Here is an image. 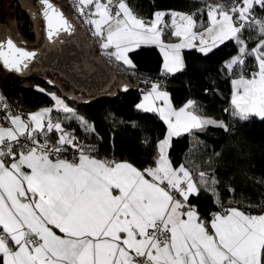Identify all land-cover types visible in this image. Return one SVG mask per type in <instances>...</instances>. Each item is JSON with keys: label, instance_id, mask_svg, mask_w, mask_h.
<instances>
[{"label": "snow or ice", "instance_id": "1", "mask_svg": "<svg viewBox=\"0 0 264 264\" xmlns=\"http://www.w3.org/2000/svg\"><path fill=\"white\" fill-rule=\"evenodd\" d=\"M37 3L48 39L74 31L52 0ZM74 6L101 48L112 49L107 55L129 67L135 65L128 53L141 45L159 46L164 69L174 73L185 67L183 49L207 55L234 42L237 54L224 62L235 73L230 114L242 121L264 119V16L256 13L264 11V0H232L231 5L215 0L205 5L206 21L196 18L205 9L156 11L146 19L127 0H77ZM169 27L178 43L164 42ZM246 31L256 34L251 48ZM35 55L10 37L0 40V62L9 70L22 72ZM248 58L254 59L253 71L247 70ZM46 94L53 106L27 119L13 114L0 96L11 125L0 124V264H264V212L224 208L214 170L174 166L168 155L172 137L208 127L230 132L228 123L202 115L192 99L174 108L169 93L153 83L136 108L157 113L167 134L157 142L154 166L141 169L129 161L98 159L94 146L81 144L52 113H64L88 133H95L94 124L60 96ZM53 132L59 133L55 140L49 136ZM202 191L222 209L208 219L190 202Z\"/></svg>", "mask_w": 264, "mask_h": 264}, {"label": "trees", "instance_id": "2", "mask_svg": "<svg viewBox=\"0 0 264 264\" xmlns=\"http://www.w3.org/2000/svg\"><path fill=\"white\" fill-rule=\"evenodd\" d=\"M127 2L138 15L150 19L157 10L192 13L205 9L206 4L215 0ZM223 3L231 5L232 0H223ZM14 11L17 29L27 39L33 40L35 31L29 13L20 4L14 5ZM256 13L264 16V11L259 8ZM196 18L206 21V9ZM164 19L168 23V16ZM175 38L170 27L165 30L163 40ZM255 39L249 41L248 47L254 44ZM96 43H99L98 38L95 40L98 51ZM236 54L237 46L234 42H225L207 55L197 49H183L185 67L170 73L163 71L162 54L156 45H141L128 53L135 65L128 66L129 77H137V84L113 93H99L82 101L60 94L76 112L94 124V134L85 132L78 121L65 120L62 112L54 111L52 116L61 119L63 127L73 130L79 140L95 143L93 154L101 159L128 160L143 168L153 163L157 155V142L166 133V124L157 113L136 108L141 94L148 89L152 80H156L169 93L174 106H180L189 99L195 100L201 112L222 118L231 128L230 132H225L216 127H208L203 132L182 133L172 137L167 151L173 165H179L187 157L191 163L199 165V169L194 166V171L214 170L220 181L218 190L224 208L239 206L250 213L262 212L264 183L258 181L264 180V119L252 117L242 121L230 114L231 79L235 73H229L224 62ZM253 64L254 59L248 58V71L255 70ZM36 86L46 91L41 92ZM53 91L60 92L56 86L34 73L27 76L26 83L10 82L3 88L0 86V94L4 96L10 111L22 113L51 105L53 100L46 93ZM49 135L56 139L58 133ZM194 136L197 138L196 143L193 141ZM214 153L220 155L215 156ZM209 157L212 158L210 165L205 163ZM228 188L234 191L230 192ZM190 202L198 207L204 218H210V214L222 210L215 203L214 197L204 191L198 197H190Z\"/></svg>", "mask_w": 264, "mask_h": 264}, {"label": "rangeland", "instance_id": "3", "mask_svg": "<svg viewBox=\"0 0 264 264\" xmlns=\"http://www.w3.org/2000/svg\"><path fill=\"white\" fill-rule=\"evenodd\" d=\"M53 2L55 1L58 3V5L64 10L68 11L69 14L78 17L76 12H74L72 9V4L76 3L77 0H74L71 2V0H52ZM15 4H20L30 15L32 22H33V28L35 31V38L33 40L27 39L25 36H23L19 30L17 29L16 26V20H15V11H14V5ZM71 4V6H70ZM37 4L35 3V0H0V20L3 22V24L9 29V31H12L17 29L18 32L20 33L21 38H24L26 42L32 44L40 42L42 39V21L40 17V11ZM75 11H77L75 9ZM157 11H165V10H157ZM170 11H177V12H183V11H178V10H170ZM156 12V11H155ZM78 13V12H77ZM184 13H190V12H184ZM77 16H76V15ZM79 16L83 20L85 26H87L90 31L92 32V37L94 38L95 36L93 35V28L91 25L85 23L84 17H82L80 14ZM152 18V17H151ZM150 18V19H151ZM77 19L78 23L80 21ZM168 24H171V17L168 16ZM81 25V24H80ZM82 26V25H81ZM83 27V26H82ZM247 35L249 37L256 38V34L252 31L248 32ZM97 39V38H95ZM174 43H178L179 40L177 38L174 39ZM112 49L109 50H103V53L100 54V57L107 62V65L109 68H111L112 73L115 77L113 81H107L105 75H90V76H73L70 82H67V80L62 79L63 77L59 75L57 72L52 71V70H43L38 75L42 76L48 83L49 81H52V83H49L53 86H56L59 89V94L64 95L70 99L73 100H87L99 93H113L118 89H124L126 87V84H123L121 82H127L129 79H127L130 75V72L128 71V66L125 65L123 62L119 61L121 67H117L113 63V58L109 57L107 55V51H111ZM112 59V60H111ZM115 60V59H114ZM1 73V72H0ZM0 77H4L1 75ZM62 77V78H61ZM125 77V78H124ZM127 77V78H126ZM124 78V79H122ZM235 78V76L232 77V79ZM5 79V78H2ZM66 82H65V81ZM1 81V80H0ZM3 83V82H2ZM232 85V83H231ZM0 86L3 88L5 87L4 83L0 84ZM127 88V87H126ZM95 90V91H94ZM232 92H233V86H232ZM231 92V96H232ZM69 103V102H68ZM66 103L69 107L73 108L72 105L69 103ZM46 107H51V105H45ZM64 114V113H63ZM77 114L81 115L80 113L77 112ZM65 116V114L63 115ZM222 119V118H221Z\"/></svg>", "mask_w": 264, "mask_h": 264}, {"label": "water", "instance_id": "4", "mask_svg": "<svg viewBox=\"0 0 264 264\" xmlns=\"http://www.w3.org/2000/svg\"><path fill=\"white\" fill-rule=\"evenodd\" d=\"M54 4L62 9L58 4ZM38 8L40 11L39 4ZM40 16L43 21L44 39L40 45L32 48L18 45L28 51L35 52L36 55L29 62L27 69L22 72L12 70L14 73L28 74L49 69L57 72L63 79L67 80V82H70L73 76H99L100 74L102 76L105 75L107 81H113V73L109 70L104 61L94 53V49L83 30L78 27L67 14L66 16L71 21L74 31H62L59 35L54 36L53 39H48L47 37L45 21L41 15V11ZM7 37L9 36L0 26V40Z\"/></svg>", "mask_w": 264, "mask_h": 264}, {"label": "crops", "instance_id": "5", "mask_svg": "<svg viewBox=\"0 0 264 264\" xmlns=\"http://www.w3.org/2000/svg\"><path fill=\"white\" fill-rule=\"evenodd\" d=\"M75 2V1H74ZM35 3L37 4V0H35ZM54 3H56L55 1H54ZM56 4H58V3H56ZM75 3L74 4H72V9H74L73 11L74 12H76V14L78 15V17H79V21H80V23H78V21H77V19H76V17L75 16H73V15H71V14H69L68 13V11L66 12V11H64L71 19H72V21H74L75 22V24L78 26V27H80L82 30H83V32H84V34L86 35V37H87V39L89 40V42L91 43V45H92V47H93V49H94V53L97 55V56H99L100 57V55H99V52L96 50V48H95V37L93 38L92 37V32L90 31V29L87 27V26H85V24H84V22H83V20L81 19V17L79 16V13H77V11H75ZM36 6H38V4L36 5ZM75 14V15H76ZM76 15V16H77ZM258 16H260V15H258ZM41 17V16H40ZM41 21H42V18H41ZM83 26H81V25ZM0 26L5 30V33L10 37V38H12L13 40H14V42L17 44V45H19V46H23V47H27V48H32V47H35V46H38V45H40V43L43 41V39H44V32H43V21H42V39L40 40V42H38V43H35V44H30V43H28V42H26V40L24 39V38H21V37H23V36H21L20 35V33L18 32V30L17 29H15V30H13V32L12 31H9V29L3 24V22L0 20ZM171 32H172V29H171ZM244 36H245V38H248L249 36L248 35H245V33H244ZM96 38H98V37H96ZM252 39H250V40H254L255 38H253V37H251ZM99 39V38H98ZM249 40V41H250ZM174 41V39L173 40H170V41H166V40H164V42L165 43H174L173 42ZM157 46V45H156ZM254 46V44H252V46L251 47H253ZM158 48H159V46H157ZM251 47H249V48H251ZM159 50H160V48H159ZM160 52H161V50H160ZM161 54H162V58H163V61H162V68H163V71H166L165 69H164V57H163V53L161 52ZM101 58V57H100ZM111 58H113V63H111V64H116L117 65V67H121V65L119 64L120 62L119 61H117L114 57H111ZM103 61H104V63L107 65V62L103 59V57L101 58ZM115 59V60H114ZM227 61V60H226ZM114 64V65H115ZM107 67L109 68V66L107 65ZM109 70L112 72V70H111V68H109ZM0 76L1 75H3L4 77H0V84H3L4 83V85L6 86V84H8V83H10V82H21V83H26L27 82V76L29 75V74H38V73H40L41 71H38V72H32V73H25V74H17V73H14L12 70H9V69H7V68H5L4 66H3V64L0 62ZM247 75V74H246ZM2 78H5V79H2ZM62 78V77H61ZM125 78V77H124ZM124 78H122V79H124ZM127 78V77H126ZM63 79V78H62ZM113 79H115V77H114V75H113ZM127 79H129L127 82H121V83H123V84H126V87H130V86H132V85H135V84H137V77H135V78H130V77H128ZM232 80V79H231ZM65 81V80H64ZM3 82V83H2ZM66 82V81H65ZM153 83H157V81L156 80H152L151 81V83H150V86L148 87V89L147 90H145L142 94H141V96H140V99H139V101H138V103H140L141 101H142V99H143V95L146 93V92H148L150 89H151V85L153 84ZM125 87V88H126ZM161 90H163V91H166L164 88H162L161 87ZM231 92H232V85H231ZM51 93H55L57 96H60L62 99H64V101H65V103H68L66 100H65V98H63L59 93H57V92H55V91H53V92H51ZM171 100V99H170ZM188 101V100H187ZM187 101H185L182 105H180V106H174L173 104H172V106L174 107V108H176V109H179L180 107H182ZM137 103V104H138ZM172 103V102H171ZM53 104H54V101L52 102V104H51V107L53 106ZM69 104V103H68ZM157 104L159 105V104H162V101H157ZM46 106H41V107H39V108H37V109H35V110H31V111H29V112H26V113H22V112H13V111H11L13 114H20L24 119H27V117H28V114L29 113H31V112H35V111H39L40 109H42V108H45ZM230 109H231V97H230ZM201 114L202 115H207V116H211V117H215L214 115H211V114H207V113H203V112H201ZM216 119H218V120H223V119H221V118H219V117H215ZM4 127H9V126H11L10 125V122H9V125H3ZM166 134H167V125H166V133H165V135L161 138V139H164L165 138V136H166ZM160 139V140H161ZM193 141H194V143H196V141H197V138L194 136L193 137ZM95 155V154H94ZM157 156V155H156ZM96 157L98 158V159H101L99 156H97L96 155ZM116 161H128V160H116ZM130 162V161H129ZM132 163V162H131ZM185 164L186 166H188L189 168H192L193 170H194V166L196 167V164H194V163H191L190 161H189V159L186 157L180 164ZM134 164V163H133ZM179 164V165H180ZM135 165V164H134ZM179 165H177V166H179ZM136 167H138L137 165H135ZM149 166H154V164L152 163V164H150V165H147V166H145V167H149ZM145 167H143V168H145ZM138 168H141V167H138ZM143 168H141V169H143ZM243 210V209H242ZM245 211V210H244ZM247 212V211H246ZM262 212H264V210L262 211ZM261 212H258V213H251V214H260Z\"/></svg>", "mask_w": 264, "mask_h": 264}, {"label": "built area", "instance_id": "6", "mask_svg": "<svg viewBox=\"0 0 264 264\" xmlns=\"http://www.w3.org/2000/svg\"><path fill=\"white\" fill-rule=\"evenodd\" d=\"M98 42H99V43H96V47L98 48L99 54H102L103 51H102L101 43H100V40H99V39H98ZM0 96H2V97L4 98V96H3L2 94H0ZM3 102L6 103L5 98H4ZM9 110H10V109H9ZM4 117H5V111H4V109L2 108V106H0V124H2V125H9V121H7ZM64 129H65L66 131L71 132V133H73V134L75 135L74 131L71 130L70 128H65V127H64ZM58 135H59V133H58ZM49 136H50V135H49ZM75 136H76V135H75ZM50 137L52 138V136H50ZM52 139L55 140L54 138H52ZM78 141H79L81 144L94 146V150L96 149V144L93 143V142L82 141V140H79V139H78ZM66 155H67V158H68V159H72L73 153H72V151H69ZM199 171H203V170H199ZM218 211H221V210H218ZM218 211H216V212H218ZM213 213H215V212H213ZM205 219H208V218H205Z\"/></svg>", "mask_w": 264, "mask_h": 264}]
</instances>
